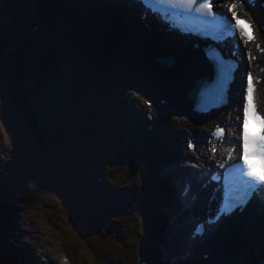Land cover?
Listing matches in <instances>:
<instances>
[{
    "label": "trees",
    "instance_id": "1",
    "mask_svg": "<svg viewBox=\"0 0 264 264\" xmlns=\"http://www.w3.org/2000/svg\"><path fill=\"white\" fill-rule=\"evenodd\" d=\"M53 1L58 7L56 11L49 7V3L44 2L36 8V17L26 22L15 16L18 15V8L13 0H0V83L10 91L7 92L8 106L17 116L26 119L25 124L29 123L34 138L41 140L45 139L47 130L44 131L38 125L40 122L35 113L38 109L37 103L30 99L22 83L33 80L39 86V91L48 90L52 97L55 96V90L59 89L57 82L60 77L56 75L61 74L65 67L61 58H69L72 65L79 66V59L83 60L82 64L86 62L82 58L83 53L89 55L92 52L89 46L94 45L92 40L85 39V35L78 28L72 31L75 35L67 38V44L61 45L65 36L70 35L66 34L69 25L64 24L59 8L62 6L61 0ZM10 12L14 13L13 18L10 17ZM39 20L41 24H37ZM30 23L42 30L32 31L33 25ZM59 46L61 51L57 52L56 48ZM64 75L65 72L62 73V76ZM40 116L44 121L43 114ZM6 185L5 180L0 177V186ZM7 208L0 200V230L9 228V220L12 221L6 212ZM262 239L264 240V234Z\"/></svg>",
    "mask_w": 264,
    "mask_h": 264
},
{
    "label": "rangeland",
    "instance_id": "2",
    "mask_svg": "<svg viewBox=\"0 0 264 264\" xmlns=\"http://www.w3.org/2000/svg\"><path fill=\"white\" fill-rule=\"evenodd\" d=\"M37 1L38 0H19L21 6L24 8V13L22 18L31 19L33 15V7H37ZM17 2V0H16ZM56 4V9H57ZM143 65H137L136 69L139 71L144 72ZM71 81H74L72 79ZM150 83L152 85H147V92L145 93L146 96L161 92H166L173 89H165L163 87H158L157 82L155 80H151ZM27 89H30L33 87L38 88L37 85L31 83L25 84ZM132 87L131 82H129L128 85H125L124 83H121L118 85V91H121L122 94L117 95H125L128 92H133L136 89ZM143 89V88H142ZM141 89V90H142ZM7 92L10 93L8 88L5 87L2 83H0V152L4 153L6 157L9 159H15L17 156L16 161H20L21 167L24 169L25 167V161H29L30 167L33 169H40L42 163H41V152L35 145L36 140L34 138L33 133L30 130V126H26L25 122H23V119H21L19 116H17L14 110L10 109V106H8L7 100ZM32 96H36V93L31 92ZM116 95V96H117ZM66 99V93L62 92L59 94V105L62 104V101H65ZM108 116H110L113 119V122L115 123L118 119L117 115L114 114L112 111L107 112ZM36 148V149H35ZM57 151V149L55 148ZM9 152V153H8ZM48 153V152H46ZM33 160V162H32ZM47 160L49 163L48 157ZM35 163V164H33ZM27 165V168H28ZM117 165L122 164H114V162L107 161L105 163V170H104V177L106 178V181L111 182L113 187L120 186L122 183H117L114 179L116 173L113 171V168ZM29 171L27 170V174ZM31 181H33L31 179ZM52 190L49 189V187H44V191L40 192L39 194L33 195L34 200L32 202H29L25 208V210H18L16 211V214L12 216L16 217L17 220L20 219V222L23 223L24 220H30V219H36L39 222H42L44 225V236L48 238V242H53V244H57L59 246V250L55 253L58 255H61V253L66 252L69 254L74 262L76 264H86L83 258L79 257L77 247L75 245L67 246L63 244V242L66 241V237L64 235L63 230L61 227L56 224V226L51 225L48 220H55L57 219L59 208H58V199L53 198L54 193H58L61 190L56 189L55 191L51 192ZM9 196L12 197V204L16 203L17 208L21 209V206L23 205L22 200L19 202L16 201V195L14 192V189L12 188L10 190ZM6 202V201H5ZM9 204L8 202H6ZM58 209V211H56ZM122 222L119 224V226H124V218L120 220ZM128 226H130V222H127ZM120 228V227H119ZM134 228H132L131 234L133 236H136L133 242H127L124 244H116L115 240L120 239L118 235L114 234V231L110 229L108 231V234L110 232L113 233V235H107V239L105 240V244L101 247H97L98 242L101 240V236L94 237L93 243H90L94 249L98 252V257L100 259V264H108L112 259H115L114 261L121 264H135L137 261L140 260L139 252L136 250V243H138L139 238L138 234L134 232ZM20 229L22 231V228L20 226ZM51 230L53 232V237L48 232V230ZM19 231L18 238L20 239L22 236V232ZM13 235H16L17 231L13 232ZM94 236V235H92ZM5 239L3 238V241ZM13 241H15V238H12ZM30 246H32L33 251H38V243L34 242L32 239H24ZM142 241V239H140ZM48 248L50 250H53V246L51 244H43L42 248ZM101 249V250H100ZM103 249V250H102ZM80 251V250H79ZM102 251H105L108 256H104L102 254ZM85 254L89 255V251H85ZM33 258L31 257L30 261ZM28 261V260H27Z\"/></svg>",
    "mask_w": 264,
    "mask_h": 264
},
{
    "label": "bare ground",
    "instance_id": "3",
    "mask_svg": "<svg viewBox=\"0 0 264 264\" xmlns=\"http://www.w3.org/2000/svg\"><path fill=\"white\" fill-rule=\"evenodd\" d=\"M111 1V0H110ZM264 0H260V2L258 3V5L254 8V12L253 14L259 15L261 14L264 9L261 8V2H263ZM102 5L105 4V0H102L101 2ZM110 7V6H109ZM241 9L244 11L245 7L242 4L241 5ZM116 14V12H115ZM251 14V13H250ZM252 15V14H251ZM80 21V20H79ZM81 22V21H80ZM128 31H130L129 36H137L138 34H142L144 33L145 29L142 28H135V29H127ZM137 38V40L139 42L136 43V47L137 48H144L147 50L143 52V56L142 55H136L134 56L135 61L138 62H144V67L146 70H149L151 73V76L155 79L158 80L159 84H162L164 82H172V81H179L181 83L180 86H186V84H188L190 82V78L193 75V70L191 68V66H189L187 63H181V65L178 67V69L176 71H168L166 68L162 67L158 62L154 61L152 56L153 55H157L159 54V52H157L156 50V45L151 41L148 42L140 37H135ZM260 39L261 41L264 42V33L263 35H260ZM143 44H141V43ZM159 51H161V49L159 47H157ZM176 48L178 49V45L176 46ZM169 50V49H167ZM180 56L182 57V53L180 54ZM239 57H245V54L240 53ZM176 58V56L174 55L173 59ZM133 59V56H132ZM183 62V61H182ZM262 62L264 63V56H262ZM233 64H237V63H233ZM257 74H259V76L264 77V72L262 73L261 71H258ZM264 84V83H263ZM178 89V88H177ZM238 96H239V91H238ZM185 94L182 95V97H184ZM182 100H184V98H182ZM119 106H121V108H123L122 104H120ZM171 108L173 109H177V108H184V106H172ZM233 110L236 111L235 107H233ZM126 112V111H124ZM171 115L170 113H168V116ZM141 117L143 118L144 121V117L141 115ZM97 120H100L99 117H97ZM161 120L163 121V118H161ZM170 121L172 122V127L170 128L172 130V132L170 130H166L164 129L163 132L166 133L167 137L169 139H173L174 135H178L183 137L181 133V129L187 130L189 129L192 125L193 122L190 120L189 116H186L185 114H183V117H171ZM128 127H130L131 124H129V122H127ZM166 127V126H165ZM136 133H128V135L134 136ZM177 158H171L169 159V161H176ZM167 161V162H169ZM122 172H124L125 176H128L129 178H131L132 182H134V187H136V191L138 192L137 188H138V177L139 175L137 174V172L132 171L130 168L124 166V170H122ZM147 179L149 180V175H147ZM167 184L169 185V183L167 182ZM173 186V185H172ZM176 185H174L173 187H175ZM140 190V187H139ZM170 190V189H168ZM136 192V193H137ZM139 195V194H138ZM137 199L141 198L139 196H135ZM154 197L158 202V206L160 208H162L161 212L166 216V217H172L175 215L174 213V209L175 207L173 206V204L170 202V198L167 195L166 190L164 189L163 186H155L154 188ZM14 200V199H12ZM139 201V200H138ZM137 200H131V203L129 205V207L132 206H138V208L140 210H142V207L140 205V201L138 202ZM182 201L178 199V204H181ZM139 204V205H138ZM190 211V210H189ZM190 216V214L188 213L186 215V218H188ZM180 222H182V226L188 227V223L186 220H181ZM187 224V225H186ZM35 226L38 228L37 231H39L42 228V225L39 222H35ZM118 228H119V224H117ZM179 226H181L179 224ZM48 232L51 234V236L53 237V232L49 229H47ZM118 231V229H117ZM14 234V233H13ZM54 238V237H53ZM89 238V237H87ZM33 239L39 243L40 245L45 244L47 242L46 238H40L38 236H36L35 234H33ZM51 245L53 246V250H49L47 248H43V250L41 251V253L46 254L48 257H52V254L54 251H58L59 246L57 244H53V242H50ZM63 244L67 245V246H71L72 245V241L71 240H66L65 242H63ZM163 250L164 249H160L161 253L163 254ZM78 251V250H77ZM20 254H22V252H20ZM79 257L81 258V254L78 251ZM37 256H40V253H38ZM72 259V257H71ZM73 260V259H72ZM248 263L247 261L243 260V261H238L237 264H246ZM23 264H28V262L25 260L23 261ZM187 264V262H186Z\"/></svg>",
    "mask_w": 264,
    "mask_h": 264
},
{
    "label": "water",
    "instance_id": "4",
    "mask_svg": "<svg viewBox=\"0 0 264 264\" xmlns=\"http://www.w3.org/2000/svg\"><path fill=\"white\" fill-rule=\"evenodd\" d=\"M259 264H264V261H263V262H261V263H259Z\"/></svg>",
    "mask_w": 264,
    "mask_h": 264
}]
</instances>
